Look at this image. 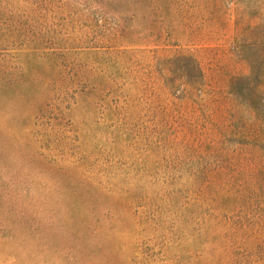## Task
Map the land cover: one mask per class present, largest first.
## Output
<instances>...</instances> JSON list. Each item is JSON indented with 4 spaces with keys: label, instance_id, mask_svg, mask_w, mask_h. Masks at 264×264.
<instances>
[{
    "label": "rangeland",
    "instance_id": "rangeland-1",
    "mask_svg": "<svg viewBox=\"0 0 264 264\" xmlns=\"http://www.w3.org/2000/svg\"><path fill=\"white\" fill-rule=\"evenodd\" d=\"M0 264H264V0H0Z\"/></svg>",
    "mask_w": 264,
    "mask_h": 264
}]
</instances>
